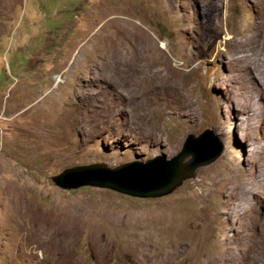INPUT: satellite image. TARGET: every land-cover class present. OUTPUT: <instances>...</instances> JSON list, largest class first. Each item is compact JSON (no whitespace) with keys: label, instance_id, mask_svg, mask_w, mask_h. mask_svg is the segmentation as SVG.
<instances>
[{"label":"rangeland","instance_id":"374dc122","mask_svg":"<svg viewBox=\"0 0 264 264\" xmlns=\"http://www.w3.org/2000/svg\"><path fill=\"white\" fill-rule=\"evenodd\" d=\"M206 129L223 153L169 196L52 181L170 160ZM263 182L264 0H0V264H229Z\"/></svg>","mask_w":264,"mask_h":264},{"label":"water","instance_id":"95a60500","mask_svg":"<svg viewBox=\"0 0 264 264\" xmlns=\"http://www.w3.org/2000/svg\"><path fill=\"white\" fill-rule=\"evenodd\" d=\"M223 150L213 131L206 129L198 136L187 135L181 150L170 160L157 156L113 169L103 163L78 166L53 176L52 181L64 191L91 187L131 199L157 200L171 195L185 181L194 178L197 169L215 162Z\"/></svg>","mask_w":264,"mask_h":264},{"label":"bare ground","instance_id":"6f19581e","mask_svg":"<svg viewBox=\"0 0 264 264\" xmlns=\"http://www.w3.org/2000/svg\"><path fill=\"white\" fill-rule=\"evenodd\" d=\"M121 20H122L121 18H117V19H114L112 23H113V25H115V26H117L119 28H123L125 26V23L123 21H121ZM127 23L129 24V22H127ZM134 25H135V23H134ZM130 26H131V24H130ZM55 80H56V83L57 84H60L62 82V79L59 78V77H56ZM263 185H264V182H263ZM240 187H241V185L240 184H237L236 187H235V190L239 192V190H240L239 188ZM250 187H252V186H250ZM263 188H264V186H263ZM12 191L13 192L10 194V199H8L9 200V206H10L9 208H11V211H15V212L18 211L19 213H22L24 215L28 214V212L30 213L29 209H30L31 206L28 203H26L25 201L22 200V198H21L22 195L20 196L19 189L16 187ZM33 219H34V217H33ZM257 220H259V219H257ZM253 226L255 227V229H257V228L260 227L259 230H258V235H256V236H253V235L249 234L248 232H245L244 230H243L244 232L238 231V233L236 235L237 240L231 246V251H230V255H229L230 256V258H229V264H240L239 261L236 260L238 258L239 252H240L239 246H241L242 249L243 248H246L247 250H249V249H251L252 247L255 246L254 247V251L252 253H250L246 257L245 264H264V236H260L259 235V233L262 232L263 229H264V222L261 223V222L258 221V223H256ZM163 260H164V262L166 264H173V263L170 262L169 258L166 257V256L163 258Z\"/></svg>","mask_w":264,"mask_h":264}]
</instances>
